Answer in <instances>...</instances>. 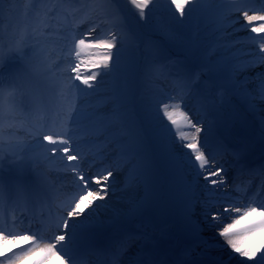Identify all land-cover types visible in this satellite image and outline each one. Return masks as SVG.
Returning <instances> with one entry per match:
<instances>
[{"label":"snow or ice","instance_id":"1","mask_svg":"<svg viewBox=\"0 0 264 264\" xmlns=\"http://www.w3.org/2000/svg\"><path fill=\"white\" fill-rule=\"evenodd\" d=\"M128 3L136 9L141 20L146 19L145 9L149 5L156 7L153 0H128ZM169 6L179 13L180 24L193 13L211 10L212 15L206 19L219 34L218 39L230 34L226 31L228 27L250 26L248 31L256 36L249 37L248 43L255 49L242 53L251 59L241 60V52L237 49L240 41L218 42L208 51L213 59L200 62L195 71L181 61H174L177 94L167 101L157 102L156 113L161 123L166 119L178 130H190L179 136L182 141L179 147L181 155H184L183 149H188V160L206 196L194 199L189 186L182 189L184 206L177 227L188 243L178 256L168 243L170 237L144 222L136 231H122L118 239L110 241L115 246L111 264H120L133 245L135 252L129 257V264H264V199L257 202V198L252 197L243 205L239 203V197L232 200L231 182L225 167L226 155L241 162L243 153L255 147V136L246 139L239 149L229 148L225 137L231 133L232 123L221 131L214 119H200L184 107L186 99L192 96L197 97L205 114L225 102L231 103L233 98L251 111L256 109L257 100L264 101V72L257 73L259 84L255 93L249 84L256 78L244 76L241 79L243 73L264 68V0L259 7L247 0H230L228 3L223 0L220 3L169 0ZM19 7L10 0H0V12L9 20ZM23 8V27L13 32L6 48L0 47V69L9 62L19 64L8 78L21 85L20 88L0 89V166H7L13 173L0 175V209L7 205L12 192L17 201H23L30 189L51 187L42 166L49 169L58 166L78 180V184L74 195L65 199H60L59 194L53 197L55 214L49 212L45 216L41 212L35 230L33 221L24 227L23 220L18 222L13 215L9 221L0 211V264H25L35 257H38L35 264H52L54 259L60 264H84L77 258L75 248L81 241L95 237L93 230L103 207L96 201L106 204L112 199L114 171L129 164L133 158H139L144 149L143 135L125 124L119 93L104 97L112 102V110L107 113L95 108L89 111L81 103L82 98L98 93L106 78L120 73V53L127 35L114 28L101 27L102 22L110 20L115 24L119 20L116 0H82L78 4L67 0H29ZM233 12L237 14L236 19L231 18ZM241 13L242 21L238 18ZM68 16L72 17L70 24ZM54 20L55 24L52 23ZM86 23L85 31L81 25ZM53 38L60 42L59 48L49 47ZM172 39L177 40L175 35ZM178 42L190 52L196 46L194 41ZM149 54L160 57L164 53L159 46H153ZM192 55L195 57L194 52ZM151 71L158 74L160 68L154 64ZM30 75L43 76L52 94L47 107L41 95H32V110L25 112L17 102V96L32 94L33 89L25 83ZM0 78H3L2 71ZM20 129L31 139L17 135ZM209 134L215 136L212 150L205 139ZM101 136L104 142L116 143L120 162L115 167H102L94 175L86 176L83 168L86 155L78 150V141ZM121 137L127 139L122 141ZM259 144L264 153V117ZM146 167V161L139 159L132 164L128 169V184L141 179ZM234 191L248 195L242 187H236ZM205 230L213 235L205 238ZM16 247L21 250L13 251Z\"/></svg>","mask_w":264,"mask_h":264},{"label":"rangeland","instance_id":"2","mask_svg":"<svg viewBox=\"0 0 264 264\" xmlns=\"http://www.w3.org/2000/svg\"><path fill=\"white\" fill-rule=\"evenodd\" d=\"M11 1H14L16 4L20 5V0ZM35 1L36 0H34V2ZM154 1L155 5H157L156 7L151 9L152 11L145 9L147 13L146 19H148V17L150 18V20L160 19V22L163 25L168 26V31L172 33V36L175 35V37L177 38L176 41L185 43L190 41L196 42V46L194 47L196 48V51L193 50L194 48L192 49V52L195 53V57L192 55V52L187 49V47L181 46L179 42H176L177 44H175V46H172L169 41L164 39L166 38L165 35H162L163 38L151 36L149 34L150 28L147 25V22L150 20H141L138 15H134L132 12L136 9H134L128 3V0H116V3L119 7V20L115 24H113L110 20L108 22H102L101 27L105 29V26L107 25L108 28H114V30L123 31L127 35V39L120 53L121 71L113 77L106 78L101 90L91 96L82 98L81 103L89 111L95 108L101 112L107 113L112 110V102L106 101L104 97L111 96L114 92L119 93L121 112L124 114L125 124L133 130H138L144 137V149L139 154V158H133L127 165L132 166V164L138 162L139 159L142 161H146L147 167L144 170L145 174H148L149 171L153 172V174L150 173L151 175L146 178L145 182L142 177L132 185H127L129 187L131 186L130 188L132 189H136L137 196L142 194L141 190H144V188H146L147 191L144 196L138 199L137 203L134 205V211L137 212L143 203L149 205H152L154 203L164 205L170 213L171 211H173V209H175L176 206L174 203H176L180 206L179 209L181 214L184 206V201L182 199V189L184 188V186H189V183L192 179L191 176L195 173V171L191 167L190 162H186L185 164L182 163L183 157L181 155V152L176 151V148L179 147L182 143V141H180L179 139V136L181 134L189 133L190 130L187 128H181L178 130L173 127L166 119H164L163 123H161L160 116L156 113L157 102L167 101L169 97L176 95L178 91L176 86L177 76L174 75L172 71H165L163 66H161L160 57L164 58L168 55L173 56L177 53H181L182 55L188 54L186 56H183L182 64H184L186 61L187 63H189L188 65L191 66L193 61L190 60H194V63L198 64V66L194 64L195 71L200 66V62L213 59L208 55V51L216 43H223L225 41H240L241 43L237 45V49H239L241 52L240 59L248 60L251 58L243 55L242 53L255 49L254 45L248 43V38L254 37L256 35L248 36V33L250 32L248 31V27L250 26L241 27L239 24H236L233 27H228L226 29L227 33L230 34L224 35L222 39H218L219 34L216 32L212 36L206 37V33L211 34V30H213V25L208 23L206 19V17H210L212 15L211 10L207 12H197L198 16L203 17L204 21L208 24V26L205 28V24L203 23V21L200 22V20L198 19L200 22V28L198 32L199 26L196 25L197 13H195L194 21L192 23H189L190 26L180 24L179 22H174L175 19H178L179 13H176L174 11V7L169 6V0H153V2ZM67 2L78 4L82 2V0H67ZM210 2L220 3L221 0H210ZM223 2L228 3L230 2V0H223ZM241 2H244V0H241ZM247 3L252 4L256 7L260 6V0H247ZM22 13H24V9H22ZM18 14L19 17L15 20L17 24L18 21L23 18L20 13ZM2 15L5 16L3 12ZM235 17L237 18V14L233 12L231 18L236 19ZM238 18L242 21V13L239 14ZM67 19L70 24L72 21V17L68 16ZM185 21H188V19L186 18ZM52 23L55 24L56 21L54 20ZM23 24L24 23H19L18 25L19 27H23ZM18 25L16 29H18ZM87 27V23L81 25V28L85 31ZM4 33V35L11 36L13 34V32H9L8 28H5ZM242 36L244 37L241 38ZM153 46H159L163 50L164 54L160 57L151 56L149 54V50ZM49 47L59 48L60 42L53 38L51 41H49ZM237 49H233V51H236ZM185 50L187 52H185ZM53 55H55V52H53ZM187 56L190 58V60L187 59ZM154 64L158 65L160 68L158 74H154L151 71ZM17 68H19V64H17L16 62L8 63L7 72L6 74H4L5 77L3 78V80H0V89H11L12 87L20 88V82L8 78L9 74L14 72ZM261 69L264 70V68H255V71H259ZM247 73H249V71L243 73L241 79H243V77L246 76ZM256 77L257 76H254L252 78ZM25 83L27 87H31L32 89L36 84L41 87V90L33 89L32 94L26 93L22 97L19 95L17 96V102L21 104L24 111L31 112L32 108L30 109V107H33L32 95L39 94L44 97L42 98L43 101H48L49 96L52 94V90L47 88L43 76L30 75ZM258 84L259 80L258 78H256L253 83L249 84V88L255 93L256 89L258 88ZM81 87L83 86L81 85ZM228 104L231 105L239 113L243 112L244 114H246L249 111L248 108L242 109V103L235 98H233L231 103ZM263 104L264 101H256V108H258V111L264 112V107H261ZM45 105L47 106L48 103ZM184 107H186L189 113L196 115L200 119L203 118L202 115H197V112H201V110L199 111L200 106L198 104L196 96L187 98ZM160 115H162V113ZM165 125L167 127H165ZM113 131L115 132L116 130L113 129ZM17 135L26 137L29 140L31 139L29 134L23 129H20L17 132ZM210 136L213 135L210 134ZM126 139L127 137H121L122 141ZM78 143V150L85 153L86 155V160L83 165L86 176L95 174L93 173L92 169L96 167V165H101L102 161L99 160V158H101L102 156L103 158H108L109 155L117 150L115 148L117 147L116 143L104 142L103 136L95 140H80L78 141ZM85 146H88V148L85 149ZM74 147H76V145H74ZM90 148H93L92 152L91 150H88ZM154 148L156 149V151L154 150ZM157 150L159 152H157ZM175 151L178 155H176ZM119 162V159H117L116 163ZM89 166H91V168ZM42 168L45 171L48 170L51 173L61 177L64 175H71L65 174V172L58 166H53L50 169L46 166H42ZM124 170L127 171L126 166ZM227 170L229 173L228 168ZM12 174V171H10L7 166H0V175L10 176ZM181 181L184 182V185ZM50 183L52 185V182L49 181L48 184L50 185ZM71 184L74 185L70 186L64 184V186L62 187L63 192H66V194H68L69 196H72L77 192L78 180H72ZM52 186H54V183ZM57 187L55 185L54 190H57ZM123 187L124 186L120 187V191L124 189ZM190 189L191 195L192 197H194V199H202L204 196H206V193L200 191V187L198 185L195 186V194L193 193V186ZM158 191H160L164 195V198H160L158 194V196L154 199V195H156ZM197 193L198 195H196ZM10 194L15 195L14 192ZM165 198H167V200H164ZM171 200H174V203H172ZM180 214L178 215L179 218ZM123 218L124 217H116V222L126 220ZM9 255H11V253H9Z\"/></svg>","mask_w":264,"mask_h":264},{"label":"bare ground","instance_id":"3","mask_svg":"<svg viewBox=\"0 0 264 264\" xmlns=\"http://www.w3.org/2000/svg\"><path fill=\"white\" fill-rule=\"evenodd\" d=\"M105 29H108L107 25L105 26ZM250 35H256V34L249 32L248 36H250ZM243 37L244 36H242L241 38H243ZM260 71L262 72L264 70L261 69L259 71L258 70L255 71V68H254L253 72H252V70H250L246 76L249 78H252L254 76H257V73H259ZM261 107H264V104ZM31 108H32V106L30 107V109ZM200 110L201 109L199 108V111ZM214 112H215L216 121H217V123H221L222 129L227 124L232 123V131L230 134H227V136L232 138V139H229V141L234 142V143L235 142L238 143V142H241V137L249 139L250 137L255 136V138H257V137L259 138V132L255 131V129H254L255 128L254 122L256 123V128L261 126V119H262V117H264V112L258 111V108H256L254 111H250L249 114L244 115V114L239 113L231 105L226 103L224 108H222V107L216 108V109H214ZM197 115H202V117H203L202 119L207 120V114H205L202 110H201V112H197ZM241 115L243 116V119L240 118ZM247 131H250L253 133H248ZM209 135L205 137L206 141L209 139V137H210ZM213 140H211L209 142L207 141V143H210ZM94 144H97V143H94ZM93 148H90L88 150L89 151L91 150V152H92ZM115 148L117 149V150H115V152L119 151L118 147H115ZM251 149H254V151H259V147L257 145H255V147H253ZM176 151L181 152L180 147H177ZM182 151L184 153V155H182V157H183L182 163L185 164L186 162H189L188 156H187L188 149H183ZM177 152H176V155H178ZM87 153H90V152H87ZM101 158H103V156ZM177 160H179V159H177ZM103 163L106 167L109 165L115 167L116 166V159L103 158V161L101 164L103 165ZM125 166L127 167V171L124 170ZM125 166L123 168L117 170V171H114L113 174L116 177L115 180H111V178H110L111 183H112V193H110V195H112V199L109 200L106 204L103 201H99V200L96 201V203L102 204L103 207L99 210V213L97 216V226L93 230L95 232L94 238H96V236H98L102 231H104L110 224L113 223V225H114L117 221L116 217H124L123 219H126L128 221L133 220L132 224L135 225L139 221L136 218V215L140 214L142 217L146 214V215L152 216V221L148 222V223L154 224V227H156L160 232L166 233L167 236L170 237L169 241L177 238L176 245L178 248L180 247V249H182L183 243L188 242V241H187L185 235L177 227V225L179 223V218H175V216H178V211L180 210L179 209L180 206L178 204L174 203L176 206L175 207L176 211L175 212L171 211L169 213L167 208L164 205L153 203L152 205L145 204L144 208L139 213L134 211V209H133L134 205L137 203L138 199H140L142 196H144V194L147 191H146V188H144V190H141L142 194L137 196L136 195V189L135 188L132 189V188H130L131 186L130 187L127 186L128 185V182H127L128 169L131 166H128V165H125ZM46 172H48L47 175L49 177V181H53L54 184L58 186L57 189H61L64 186V184L70 185V186L74 185V184H71V181L74 180L71 175H64L61 177V176H58L56 174L51 173L48 170ZM150 175H151L150 173H148V174L144 173L143 174L142 177H143L144 182L146 181V178H148ZM242 175H243V173L240 172L239 175H237V177L235 178V182L232 185L233 186L238 185V186H241L242 188H245L247 190V193L249 194V196H244L242 193L234 192L233 190H230V188H229V193H230L231 199L235 200L237 197H239V203L241 205L246 203L249 198L257 197V195L252 193L250 188L247 187L248 184H246V179ZM191 178L192 179H191L190 183H192L193 188H195V185L198 184L199 187H201V190H203V185H201L198 182V178H197L195 173L191 176ZM51 179H56L57 181L51 180ZM181 182H183V181H181ZM190 183H189V187L191 188ZM122 186H124L123 187L124 189L122 191H120V187H122ZM41 188H42V190H47L51 193L54 192L53 191L54 188L49 187L47 185L43 186ZM171 201L174 202V200H171ZM24 204L25 203H22V201H17L16 198H9V202L6 205L7 208L3 209V210L8 209L11 212L10 215L12 216V215L17 214L16 212H19L20 210H24V207H23ZM50 204L51 203H48L47 206H50ZM52 204L54 205V202H52ZM52 214L54 215L55 213H52ZM170 214H173V217L170 218V216H169ZM30 220L31 219L29 218L28 221H30ZM112 228L114 229L115 225H114V227L112 226ZM217 233H218V230H217ZM203 235L205 236V238H209L213 235V233H211L208 230H205ZM103 236H107V233L104 234ZM85 241H87V240H85ZM169 241H168V243H169ZM24 246H26V245H24ZM20 249H21L20 247H16L13 249V251H19ZM130 251H131L130 253H128L127 255H125L123 257V264H129V257L134 254L135 245L132 246ZM36 259H38V257L29 259L28 261L25 262V264H35ZM52 264H60V261L54 259L52 261Z\"/></svg>","mask_w":264,"mask_h":264},{"label":"trees","instance_id":"4","mask_svg":"<svg viewBox=\"0 0 264 264\" xmlns=\"http://www.w3.org/2000/svg\"><path fill=\"white\" fill-rule=\"evenodd\" d=\"M10 2L15 3L14 1H11V0H10ZM28 2H29V0H20V8H18L16 10V12L13 13V18L11 20L7 19L5 16L2 15V12H0V47L6 48L8 46V43H9V37L11 36V35H4L5 34L4 33L5 28H8L9 32H14L19 23L20 24L24 23V18L20 19L18 21V24L15 22V20L19 17L18 13H20L23 17V14H24V13H22V9H24L23 5L27 4ZM33 2H34V0H33ZM153 3L155 4V1ZM149 7H150V9L148 8L147 10H151L153 8L152 5H149ZM17 11H18V13H17ZM132 13L134 15H138L136 10H133ZM198 13H197V19H196V25L197 26L200 25V22L198 20V19H200V16H198ZM157 16H159V15H157ZM194 17H195V13L191 14L190 16L187 17L188 21H184L183 24L189 25V23H192L194 21ZM148 19L150 20L149 17H148ZM148 19H145V20H148ZM151 20H154V21H151ZM151 20L147 22V25L150 28L149 34L151 36H156V37H161V38H163L162 35H165L166 38H164V39L169 41L172 46H175V44H177L176 42H178V41L172 39V33L170 31H168V26L163 25L160 22L161 21L160 19H151ZM174 22H178V19H175ZM18 28H21V27H19V25H18ZM194 33H195V30H194ZM193 50L196 51V48H194ZM7 66H8V64H6V66L3 69H0V71L3 72V78L5 77L4 74H6V72H7ZM3 78H0V80H3Z\"/></svg>","mask_w":264,"mask_h":264}]
</instances>
